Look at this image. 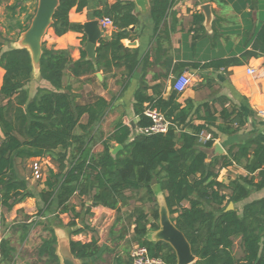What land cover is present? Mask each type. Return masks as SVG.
<instances>
[{
    "label": "trees",
    "instance_id": "obj_1",
    "mask_svg": "<svg viewBox=\"0 0 264 264\" xmlns=\"http://www.w3.org/2000/svg\"><path fill=\"white\" fill-rule=\"evenodd\" d=\"M177 1L150 0L149 15L157 42L167 35L164 31L165 35L160 36L159 31L169 8ZM3 2L8 0H0V4ZM21 2L15 0L7 8L15 13ZM91 2V17H108L114 27L110 38L99 41L96 63L86 58L82 48L80 58L72 61L68 50L48 48L42 43L40 78L49 87L38 88L33 97L29 96L27 87L32 77L29 52L24 48L3 50L0 33V68L4 70L0 86V222L4 210L9 211L34 196L17 165L31 158H47L54 166L46 168V177L38 193L42 206L35 214H26L25 218L13 223L12 230L21 232V241L26 239L33 224L40 223L48 213L58 221L57 226L73 228L81 221L82 213L91 207L119 211L144 193L146 202L152 203L150 216L155 223L148 222L142 209L134 211L131 241L146 247L149 256L160 258L166 264H176L175 253L169 244L146 238L148 224L152 230L158 228V208L151 187L157 182L165 194L172 222L191 246L196 258L194 264H264V196L244 204L240 214L235 208L227 209L230 202L236 204L252 191L264 188V143L247 133L225 155L207 161V149L217 137L212 128L226 135L237 133L246 124L242 109L233 103L225 106L223 101L227 99L223 97L197 106L191 99H186L182 105L175 91H171L166 99L154 100L139 89L133 105L138 116L135 127L117 121L111 132L103 135L99 130L100 123L112 103L100 95H92L84 102L76 101L70 89L63 85L65 69L78 77L93 75L100 68L119 66L121 60H125L129 73L137 65V51L121 43L131 35V27L138 22L135 3L130 0ZM88 5L89 0H59L49 28L57 36L68 31L82 32L83 25L71 22L68 12L73 7L81 11ZM20 12L25 13V8L20 7ZM32 16L27 15L23 23L16 21V36L26 30ZM81 44H85L84 34ZM243 45L240 58L234 55L219 57L203 64L177 62L171 65L169 61L166 62L167 71L170 66L171 73L176 75L186 66L219 70L241 65L252 57H264V19L251 35L248 31L243 32ZM248 45L250 49L245 48ZM108 55L111 61H108ZM144 102H149L168 122L165 132H137L138 128H146L152 123L144 114ZM216 103L220 105L219 109ZM195 119L202 123L194 124ZM203 131L210 133L211 138L201 140ZM99 140L102 150L95 151L93 146ZM116 145L121 148L112 156L110 149ZM233 164L241 165L247 175H239L226 183L219 181V170ZM74 196H86L91 203L82 200L78 210L70 202ZM18 211L22 212V209ZM62 214L69 217L65 224L60 219ZM46 226L47 234L38 245L36 255L47 264H60L55 253V226ZM77 232L78 229L68 231L71 235ZM69 247L82 264L92 262L100 249L96 238L83 242L71 236ZM15 250L10 238H1L0 264H13ZM124 262L132 264L131 257ZM121 263V258L115 259V264Z\"/></svg>",
    "mask_w": 264,
    "mask_h": 264
},
{
    "label": "crops",
    "instance_id": "obj_2",
    "mask_svg": "<svg viewBox=\"0 0 264 264\" xmlns=\"http://www.w3.org/2000/svg\"><path fill=\"white\" fill-rule=\"evenodd\" d=\"M15 0H8L0 4V8L11 5ZM112 2L113 0H109ZM135 3V14L138 22L131 27V35L121 41L124 47L137 51V65L129 73L125 60L120 61L119 66H108V69H97L94 74L74 76L69 69L64 70L63 85L68 87L76 98V101L84 102L92 95H100L112 103L101 122L99 130L103 135L111 132L117 121H123L135 127L138 120L133 105L136 103L135 93L142 89L143 92L154 100L162 97L166 99L171 91L170 79L178 77L183 72L191 75V84L179 94L178 100L182 105L186 99H191L195 106L204 102H211L218 97L227 99L225 106L233 103L246 114V124L233 135H226L216 132L213 144L217 143L222 149L221 154H215L214 148H209L207 161L213 157L223 156L234 144L240 143L247 133L264 143V131L259 127L264 125V57L250 58L241 65L228 66L219 70L199 69L190 66L184 67L180 74H172L171 66L167 71L166 62L171 65L177 62L184 63H206L215 58H226L235 56L240 58L244 49L243 32L248 31L251 35L264 19V0H179L168 10L164 25L160 29V38L157 42L154 39L153 21L150 18V0H130ZM92 2L81 11L75 7L68 12L71 22L83 23L95 19L91 17ZM202 5H209L210 18L207 19L202 11ZM35 4L32 0H22L21 5L16 8L17 12L12 13L14 21L7 23L5 16L0 17V33L3 38V50L14 48L13 44L18 38V28L14 27L17 20L24 22L27 15L33 14ZM20 7L25 8V13L20 12ZM196 15V17H194ZM10 17V18H11ZM114 27L106 29L102 38H110ZM82 32L68 31L57 36L51 28L46 30L43 43L48 48L66 49L70 52L72 61L80 58ZM100 39V40H101ZM99 42L97 43V46ZM242 47V48H241ZM250 49V45L245 47ZM108 61H111L108 55ZM248 69H253L248 73ZM96 73L101 75L100 78ZM167 73V78L165 75ZM4 70L0 68V86L2 84ZM95 76V78L93 77ZM29 96L33 97L40 87L48 88L49 85L40 77H31L27 84ZM219 109L220 105L215 104ZM144 110L152 108L149 102L143 103ZM115 115H112L114 114ZM109 114V115H108ZM85 120L86 117L84 116ZM114 120V121H113ZM106 122L111 126L107 128ZM219 122V121H218ZM217 122V123H218ZM202 120L195 119L194 124H201ZM96 151L102 150L101 144H97ZM34 158L28 159L31 161ZM41 163L52 167L46 158H36ZM239 175L245 176L247 172L240 166H229L221 168L218 172V180L228 182ZM157 208L164 205L165 194L159 191L157 183L152 184ZM264 196V188L252 191L247 198L233 204L240 214L242 206L248 202ZM86 204L91 203L90 198L83 196ZM30 198H27V201ZM25 202L16 204L11 210L12 218L16 217V210L22 209ZM81 204V203H80ZM76 208L81 209L80 205ZM152 203L146 202L144 193L129 202L128 206L122 207L119 211L102 206H94L89 211L82 213L81 221L77 222L74 228L61 227L55 230L57 235L56 251L68 254V241L70 236L74 240L90 241L96 238L100 247L99 253L88 264H115V259L121 258L123 263L130 256V249L133 245L132 229L134 227V211L142 209L147 214L148 222L155 223L150 216ZM83 212V211H82ZM11 218V219H12ZM158 224V221H157ZM78 229V232L71 235L67 229ZM148 236L153 235L150 224L147 225ZM70 235V236H69ZM61 239V243L58 240ZM65 241V242H64ZM38 247V246H37ZM36 247V249H37ZM106 255H110L107 260ZM196 260V258H195ZM60 262V260H59ZM195 262V261H194ZM81 264V262H78Z\"/></svg>",
    "mask_w": 264,
    "mask_h": 264
},
{
    "label": "water",
    "instance_id": "obj_3",
    "mask_svg": "<svg viewBox=\"0 0 264 264\" xmlns=\"http://www.w3.org/2000/svg\"><path fill=\"white\" fill-rule=\"evenodd\" d=\"M59 0H36V6L33 13V16L29 22L26 30L21 32L13 44L14 48H24L29 52L31 58V66L32 73L31 76L35 78L40 77V56H41V46H42V37L46 33V30L52 23V17L57 8ZM202 11L206 15V18H210L209 5H202ZM82 32L85 35V44L83 46V50L86 53V58L91 60L94 64L96 63V47L97 43L100 41L103 36V31L100 29L98 25V20L91 19L85 23H83ZM98 78L101 77L99 73H96ZM175 81V77L173 76L170 79V87L172 89V85ZM264 131V125L259 127ZM215 150V154H221L223 151L219 144L214 143L211 146ZM210 147V148H211ZM121 148V145H116L115 147L110 149L112 156ZM207 149V154H208ZM157 188L160 192L161 189L157 184ZM165 201V198H164ZM233 203H229L227 209H232ZM59 227H54V231ZM153 235L148 236V231L146 233V238L149 241H163L170 245L173 249L176 257V264H194L195 256L191 251V246L184 236V234L175 226L172 222L166 202L160 208L158 207V228L153 230ZM56 235V233H55ZM57 240V235H56ZM63 241V240H62ZM61 239L58 240V243L62 242ZM65 242V241H64ZM69 242V241H68ZM57 243V242H56ZM55 253L60 260V264H79L80 261L82 264V260L75 258L69 247L68 243V254H63L61 252V248L59 251Z\"/></svg>",
    "mask_w": 264,
    "mask_h": 264
},
{
    "label": "rangeland",
    "instance_id": "obj_4",
    "mask_svg": "<svg viewBox=\"0 0 264 264\" xmlns=\"http://www.w3.org/2000/svg\"><path fill=\"white\" fill-rule=\"evenodd\" d=\"M32 1H33V4L36 5V0H32ZM11 15H12V11L9 10L7 6H5L4 9L0 8V17L5 16L7 23H9V21L10 23L14 21V18L11 17ZM44 39L45 38L43 36L42 43ZM106 113H108V111ZM112 115H115V113ZM108 123L109 122H106V125H105V127L107 126V128L111 126ZM100 126H101V123H100ZM97 144H100V140L97 141L95 145L93 146V149L95 151H96L95 146ZM34 159L31 161H25L24 163H19L17 165L19 174L22 175V177H24L27 180L28 188L30 189V191H32L34 196L30 198V200L28 201L27 199H25L24 202L26 204L24 207H22V212H19L18 211L19 209L16 210V214H15V216L17 215L16 217H13V218L11 217L13 213L11 210H13V208L9 211L4 210L2 221L0 222V239L3 237L10 238L11 244L14 245L16 249L15 254H14L13 264H47L44 259H39L38 256L36 255V247L41 243L42 238L45 237L47 234V230L45 229V226L47 224L53 227L54 226L59 227L57 226L58 221L55 220L52 214L48 213L46 217L41 218L40 223L33 224V226L31 227L28 233V236L23 241L19 239V235L21 232H15L14 229L12 230L13 223L16 222L15 220H20V219L25 218L26 214L28 215L35 214L39 206H42L38 193L41 187L43 186L42 183L46 177V172H47L46 164L44 162L41 163L39 160H34ZM46 160L52 166H54L49 159L46 158ZM82 200L83 198L74 196L71 198L70 202L78 206L80 205ZM234 208L237 209L236 206H234ZM60 219L65 224L68 222L69 217L67 215L62 214L60 216ZM69 230L70 229L68 228L67 231ZM105 258L108 260L110 258V255H106Z\"/></svg>",
    "mask_w": 264,
    "mask_h": 264
},
{
    "label": "built area",
    "instance_id": "obj_5",
    "mask_svg": "<svg viewBox=\"0 0 264 264\" xmlns=\"http://www.w3.org/2000/svg\"><path fill=\"white\" fill-rule=\"evenodd\" d=\"M96 19L98 20V25L103 33L106 29L113 27L112 21L108 17ZM252 72L253 69H248V73ZM191 82V75L187 72H183L178 77H175V81L172 85V90L177 93H181L188 85L191 84ZM144 114L151 119L152 123L146 128H138L137 132L142 134H153L158 132H165L167 130L168 122L164 120L163 116L156 109L147 108L144 110ZM210 138V133L204 131L200 133L201 140L205 141ZM130 257L132 264H166L160 258L149 256L146 247L136 243H133L131 247Z\"/></svg>",
    "mask_w": 264,
    "mask_h": 264
}]
</instances>
